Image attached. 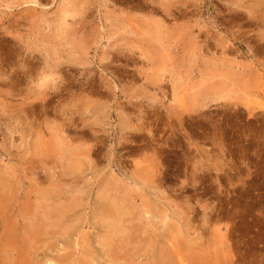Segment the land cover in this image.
Instances as JSON below:
<instances>
[{"label":"rangeland","instance_id":"374dc122","mask_svg":"<svg viewBox=\"0 0 264 264\" xmlns=\"http://www.w3.org/2000/svg\"><path fill=\"white\" fill-rule=\"evenodd\" d=\"M0 264H264V0H0Z\"/></svg>","mask_w":264,"mask_h":264},{"label":"bare ground","instance_id":"6f19581e","mask_svg":"<svg viewBox=\"0 0 264 264\" xmlns=\"http://www.w3.org/2000/svg\"><path fill=\"white\" fill-rule=\"evenodd\" d=\"M49 76V75H48ZM45 80V79H44ZM118 248V247H117ZM117 250V249H116ZM118 251V250H117ZM115 253V252H114ZM117 254V253H116ZM167 255V254H166ZM168 257V256H167ZM116 258V257H115ZM122 259V258H121ZM120 260V259H119ZM123 260V259H122ZM167 262H169V257L167 258ZM171 260V259H170ZM165 262V261H164Z\"/></svg>","mask_w":264,"mask_h":264}]
</instances>
